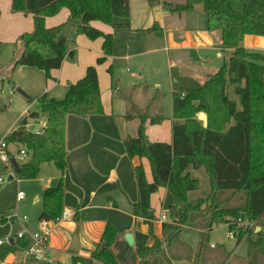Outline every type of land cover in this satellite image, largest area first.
<instances>
[{"label":"trees","instance_id":"16d2710c","mask_svg":"<svg viewBox=\"0 0 264 264\" xmlns=\"http://www.w3.org/2000/svg\"><path fill=\"white\" fill-rule=\"evenodd\" d=\"M11 1L14 14L33 16L34 30L19 37L20 48L10 69L14 72L18 67L35 68L44 72L47 80L52 78V71L62 68L67 57L74 58L75 51L69 47L63 26L47 28L46 18L66 8L70 12L69 22L76 27L78 35L92 41L102 39L103 54L97 65L113 54V34H106L91 23L129 27L114 20L130 17V0ZM162 4L166 12L180 18L195 10V6L204 5L207 31L219 33L221 48L232 49L233 53L220 69L207 75L199 88L173 93L171 143L151 142L146 134V125L162 124L166 120L164 116L152 117L140 112L125 117L131 121L139 119L137 135L126 140L127 154L130 158L147 159L153 173V181L149 182L144 167L135 168L139 198L133 205V213L149 226L147 234L135 233L136 252L141 264H172L167 249L180 241L186 228L199 231L201 250L204 238L216 226L225 224L230 232L237 231L238 245L245 236L255 235L252 226H259L262 231L250 241L247 264H264V53L250 52L242 45L247 36L264 37V0H184L180 4L168 1ZM147 31L161 36L156 25ZM109 71L112 72V67ZM229 85L235 86L239 103L229 97ZM37 103L40 111L28 110L18 128L5 140L9 145L25 147L28 153V161L18 164V180L36 179L44 164H54L61 172L59 186L44 192L40 217V221L56 222L64 212L67 118L105 113L97 66H89L83 78L69 83L63 100L45 93ZM201 113L208 116L206 128L198 119ZM41 116L46 118L43 133L27 130L29 121ZM199 169L207 174L211 192L207 198L190 200V193L200 190V182L192 177L191 171ZM161 188L171 192L173 205L168 220L163 223V238L159 239L153 230L157 217L151 198ZM226 193L232 196L222 200ZM234 198L243 204L225 206ZM239 220L245 224L240 226ZM117 234L116 228L108 224L90 258L74 256L72 264H117L111 251ZM151 239L154 242L149 245ZM28 245L27 239H18L4 251L24 250Z\"/></svg>","mask_w":264,"mask_h":264},{"label":"crops","instance_id":"0c3cea01","mask_svg":"<svg viewBox=\"0 0 264 264\" xmlns=\"http://www.w3.org/2000/svg\"><path fill=\"white\" fill-rule=\"evenodd\" d=\"M165 1L175 4L181 3L173 0H130L131 17H136L138 20L133 24H129L128 28L133 32H148L147 30L156 25L157 32L161 33L160 37H163L169 45V49H166L169 61L175 67L179 68L182 74L196 77L198 76V72L194 70L205 67L201 63H198L196 54L198 51H213L217 53L216 55L218 57H222L229 51H231V54L233 53L232 49L223 50L221 48L219 39L207 31V26L199 27L195 31L190 30L188 26V14L180 18L166 12L162 4ZM195 12L198 11L195 10ZM21 15L23 14H14L12 12L11 0H0V42L2 41L1 31L5 20L15 23ZM69 17L70 12L65 8L56 16L46 18L45 24L47 28L57 27L63 25L62 23L64 20L69 21ZM184 21L186 22L185 27L180 28V26L184 24ZM97 24H101L102 26ZM134 24L136 25L134 26ZM91 25L106 34L110 33L114 36L113 31L110 30V28L113 27L101 22H93ZM177 32H181V34L176 35ZM148 33L156 35L155 33ZM18 36H20V32H18ZM81 42L84 46L96 48L95 44H91L83 38ZM242 44H244L247 50L258 49L264 51V37L247 36ZM102 45L100 46L101 49ZM132 46L131 43L128 44L127 49H131ZM152 52L155 53L156 51L151 50V53ZM171 52L175 53L174 62L171 59ZM93 57L95 58V56ZM99 57H101V55L98 56V58ZM207 57L205 61L208 64H212L209 54ZM123 58L129 60L131 56H125ZM93 61L94 60L90 57L88 62L89 66L93 65ZM89 66H87V68ZM208 68L213 69L210 66ZM86 70L71 75H64V73L57 75L58 70L52 71V78L49 80L45 78L46 84L41 88L42 92L39 94V98L47 93L49 97L57 100L63 99L67 94L68 84L76 83L83 78L86 74ZM61 71L62 70H60V72ZM21 74H24L23 70ZM98 77L105 113L103 115L88 116L86 118L72 115L67 118L66 149L68 167L63 179V214L69 213L70 218L55 225L51 235L49 254L55 264H72L74 256L89 259L91 253L101 242L102 235L108 224L113 225L118 233L117 239L111 247L117 264H141V259L135 249V233L140 232L147 234L149 232V226L145 224L144 220L135 217L133 213V205L137 203L139 198L135 168L142 165L149 182L153 181V173L150 162L147 159H140L138 157L130 158L128 156L125 146L126 140L133 137V134L127 131V128L133 126L138 128L139 124L135 123L136 121L134 120H127L125 117L131 113L132 110H135L136 115H140V112H147L153 117L152 108L150 110H145V105L152 95V85L147 81L145 83L133 82L126 84L120 79H112L111 87L108 89L106 88L107 86L103 85L99 73ZM64 79H68L66 84H60ZM139 79L144 78L140 75ZM126 90L133 91L135 96L133 101L136 102L138 107L134 108L132 102H129L132 98L125 99L119 97L122 96L124 94L123 91ZM27 91L29 90L27 89ZM156 94L159 95L158 93ZM153 100L151 104L154 103ZM39 111L40 107L34 112ZM23 113L22 118L18 120V124H13L10 127V133L18 128L20 121L26 116L27 111ZM169 119L171 120V124L169 123L170 127L164 125L166 121L159 125H151L149 123L146 125V134L149 141L171 143L174 125L173 113ZM178 123L183 124L182 121H178ZM45 125L46 118L41 116L36 120H30L27 130L33 132L35 129H38V127L41 128ZM22 149H25V147L16 144L9 145L8 152L10 153L11 159H15L17 164L28 161V158L24 160L20 159L19 153ZM0 162L2 161L0 160ZM4 164L3 174L13 175L14 180L20 182L17 186V194L15 195L14 193V198L16 196L17 201L18 193L21 192L20 189L23 188V186L32 190V194L30 193L29 197L38 204V207H35V211H38L36 219L38 217L40 221L43 212L44 192L48 188H56L59 186L61 182V172L54 164H44L41 166L39 174L41 173V176L48 174L51 177V179L47 181V184L44 183L43 177L40 180L38 177L34 180H23L28 182L25 184L22 180L17 179L16 170L11 166L12 164L10 166L6 163ZM50 165H54L55 169H52ZM39 183H44V185H42V192L40 189L34 191L35 187H32L34 184ZM209 186L211 192L210 181ZM26 199L27 195L25 194V199L18 202L23 203ZM151 205L157 217V221L153 224L154 234L159 239H162L163 223L168 220L170 208L173 205V196L171 192L167 188H161L158 193L152 196ZM156 210H160L159 215L156 213ZM163 216H166V220L162 219ZM36 219L33 221L34 225L31 228L32 222L28 217L27 220H23V218L19 219L17 224H14V219L2 217L0 220V240L9 237L12 240V244H15L18 240L17 234L23 232L26 235V239L30 242L31 236L39 229V223L36 222ZM8 220L13 222V225L9 223L5 224ZM255 228L257 230V228L261 227L255 226ZM196 231L199 232L198 230ZM128 234L134 237L133 245H130L126 240ZM255 235H253L254 239ZM76 236L78 237L79 245V250L77 252L71 250ZM181 241L180 239L179 242ZM153 242L154 241L151 239L149 245H152ZM7 246L8 245H4L0 247V264H44L29 259L25 256L23 250L5 252L4 249H7ZM171 247L167 249V256L172 261V264H174V262H176L175 259H182V256L171 254ZM211 248L216 249L214 246H211ZM1 250H3V252H1ZM235 250L236 248H225L224 252L222 251L216 255L208 264H220L219 261L222 260L225 255H227L228 260L225 263L221 262V264H230L231 261H234L233 259L240 260L241 264H245V261L241 260L235 254Z\"/></svg>","mask_w":264,"mask_h":264},{"label":"rangeland","instance_id":"374dc122","mask_svg":"<svg viewBox=\"0 0 264 264\" xmlns=\"http://www.w3.org/2000/svg\"><path fill=\"white\" fill-rule=\"evenodd\" d=\"M175 2L184 3V0H173ZM175 4V3H174ZM129 18H116L114 22L117 24H133L138 19L135 17ZM159 16V14H158ZM190 30H197L199 27L207 26V15L205 13H198L195 10H191L188 13ZM185 21L180 28L185 27ZM63 34L69 40V47L75 51L74 58L67 57L63 63V66L58 70V74L64 73V75H71L73 73L85 71L90 57L92 58L93 65L97 66L98 73L102 79L103 85L110 89L112 79H120L124 83H145L146 81L152 85V95L149 97L150 100L145 105V110L152 108L153 117L165 116L166 122L164 125L170 127L172 113H173V93H183L188 90L199 88L207 78L208 74L215 72L220 69L226 61L232 56L231 51L226 52L222 57H218L216 52L201 50L196 52L198 63L205 66L204 68H197L198 76L190 77L181 73V70L175 67L170 61L168 52L169 45L166 43L163 37L158 35L149 34L146 31H131L129 28H110L113 31V54L103 64L97 65L98 56H102L103 52L101 49L102 39L95 41L89 40L84 35H78L76 27L69 21L64 20ZM101 25V24H97ZM136 24H134L135 26ZM102 26V25H101ZM112 27V26H110ZM34 30V20L32 15H21L15 23L5 20L1 31V42H0V140H4L10 134V127L14 124H18L23 116V112L28 110L36 111L40 106L37 103L39 94L42 92L46 84L44 72L30 67H18L14 72L11 71L12 60L18 54L20 45L17 42L19 37L28 32ZM20 32V36H18ZM181 32H177L176 35H180ZM214 37L220 40V34L214 33ZM179 37V36H178ZM85 39L91 44H95L96 48L84 46L81 39ZM167 38V37H166ZM132 44L131 49H127L128 44ZM244 47V44H242ZM163 49V50H162ZM151 50L156 51L155 53ZM250 52L264 53V51L258 49H248ZM210 56L212 64H208L205 60ZM95 56V58L93 57ZM131 56L129 60H125L123 57ZM94 58V59H93ZM175 53L171 52V59L174 62ZM200 60V61H199ZM209 60V59H208ZM213 69H210L208 67ZM112 67V72L109 68ZM199 67V66H197ZM215 69V70H214ZM23 70L24 74H21ZM61 75V74H60ZM142 75L144 79H139ZM61 80V78H60ZM68 79H64L60 84H66ZM142 80V81H140ZM158 88V89H156ZM18 89L24 91L27 97L17 92ZM27 89L29 91H27ZM13 90V92H12ZM47 92V91H46ZM121 98L131 99L132 105L138 107L136 102L133 101L135 98L133 91H123ZM158 93L159 95H157ZM156 94V98H155ZM229 97L239 103V98L235 94V86L229 85L228 88ZM65 97H63L64 99ZM155 98V99H154ZM61 99V100H63ZM154 99V100H153ZM154 103L151 104V101ZM150 102V103H149ZM149 105V106H148ZM142 106V105H141ZM144 106V105H143ZM133 108V109H134ZM131 115L136 116L135 110H132ZM203 116L205 114H199V121L203 122ZM135 123L139 124V119L134 120ZM170 123V124H169ZM234 124V122H232ZM18 126V125H17ZM127 131L132 132L133 137L137 135V128L135 126L127 128ZM5 164L0 162V220L2 217L7 219H14V224L19 222L24 216H27L31 220V228L34 225L38 211H35V207L38 204L32 201L29 197L32 190L30 188L20 189L21 192L27 195V199L23 203H19L16 200L17 186L20 183L17 180L9 181L10 174H3V168ZM52 169H55L54 165H50ZM192 177L199 180L200 190L192 192L189 195L190 200H197L199 198H207L210 194V186L208 177L203 169L198 171H191ZM44 178V183L51 179L48 174L41 176L38 175V179ZM23 183H28L23 181ZM34 184V191L42 188L44 185ZM244 195L240 194L239 196ZM232 193H226L222 196V200L230 198ZM238 196V197H239ZM243 202L238 199L230 200L225 206L236 207L242 205ZM158 215L160 210H156ZM36 222L40 224L37 217ZM13 225L10 220L5 224ZM244 223V222H243ZM240 223L239 225H244ZM3 225V224H2ZM253 225V224H252ZM1 226V225H0ZM252 233L255 234V227H251ZM237 232V231H235ZM23 233V232H22ZM200 233L193 228H186L181 236V242L175 243L171 247V254L175 256H182V259L176 260L174 264H208L209 261L213 260L216 255L220 252H224L227 248H236L235 254L245 261L247 264V256L250 241L254 239L253 235H247L243 238L241 243L238 245L236 238L230 237V230L227 225H219L214 228L210 234L204 238L202 249L200 250L201 241H199ZM18 235V234H17ZM211 246L216 247L212 249ZM227 255L219 261L227 262ZM230 264H241L240 260L233 259ZM216 264V263H215Z\"/></svg>","mask_w":264,"mask_h":264},{"label":"built area","instance_id":"2783aa9c","mask_svg":"<svg viewBox=\"0 0 264 264\" xmlns=\"http://www.w3.org/2000/svg\"><path fill=\"white\" fill-rule=\"evenodd\" d=\"M44 127L41 128L38 127V134L43 133ZM8 148H9V144H7L6 140L5 139L0 140V160L3 163H6L10 166L12 159L10 153L8 152ZM19 157L21 160L27 159L28 158L27 150L22 149L19 153ZM24 199H25V194L23 192H19L18 201H22ZM68 218H70V214L64 213L62 217L58 219L56 222L49 220H41L38 231H36L31 236V240L29 242L28 247L23 250L25 256L37 263L55 264V262L53 261V259L50 257L49 254L51 235L55 225L59 224L61 221L66 220ZM162 219L166 220V216H163ZM23 220H27V216H24ZM239 223H243V222L239 220ZM229 235L231 238H236L237 233L235 231H231ZM17 236L18 239H26L25 233H19ZM10 243H12V240L9 237H6L5 239L0 240V247L4 245H9Z\"/></svg>","mask_w":264,"mask_h":264},{"label":"water","instance_id":"95a60500","mask_svg":"<svg viewBox=\"0 0 264 264\" xmlns=\"http://www.w3.org/2000/svg\"><path fill=\"white\" fill-rule=\"evenodd\" d=\"M195 10L200 12V13H205V6L204 5H197L195 6ZM17 92L21 93L23 96L27 97L26 93L24 91H22L21 89H18ZM203 126L206 128L208 126V116L205 115L204 118H203ZM33 134H38V129H35L33 131ZM11 164L13 165V167L15 168L16 170V173L19 171V167H18V164H17V161L15 159H12L11 160ZM14 180V176H10L9 177V181H13ZM259 232H261V228H257L256 230V234H258ZM126 240L127 242L130 244V245H133L134 244V237L133 235L131 234H128L126 236ZM71 250L72 251H75L77 252L79 250V245H78V237L76 236L74 241H73V244L71 246Z\"/></svg>","mask_w":264,"mask_h":264}]
</instances>
